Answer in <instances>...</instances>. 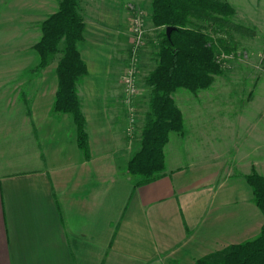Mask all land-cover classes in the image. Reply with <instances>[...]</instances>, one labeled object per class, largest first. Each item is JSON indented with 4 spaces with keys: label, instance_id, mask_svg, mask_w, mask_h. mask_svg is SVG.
<instances>
[{
    "label": "crops",
    "instance_id": "obj_1",
    "mask_svg": "<svg viewBox=\"0 0 264 264\" xmlns=\"http://www.w3.org/2000/svg\"><path fill=\"white\" fill-rule=\"evenodd\" d=\"M108 1L79 0L85 30L78 50L87 74L77 95L86 152L78 147L71 117L51 112L56 80L48 93L40 74L30 80L13 66L10 86H0L6 90L0 94V264H194L254 239L263 225L245 176L255 171L264 177V130L254 129L264 115L226 120L230 131L216 134V141L234 142L227 152L186 154L187 163L180 164L176 144L168 141L159 179L134 186L125 173L139 134L130 140L124 133L121 78L131 41L128 7L142 0H132L122 13ZM258 1L247 4L255 10ZM251 24L256 33L250 39H259ZM144 48L141 68L151 55ZM19 76L24 79L17 83ZM30 82L33 92L19 91ZM201 102L206 108L216 103ZM194 123L195 141L214 130L203 116ZM240 125L253 131L232 132Z\"/></svg>",
    "mask_w": 264,
    "mask_h": 264
},
{
    "label": "trees",
    "instance_id": "obj_2",
    "mask_svg": "<svg viewBox=\"0 0 264 264\" xmlns=\"http://www.w3.org/2000/svg\"><path fill=\"white\" fill-rule=\"evenodd\" d=\"M54 1L58 4L57 10L39 24L40 37L32 46L38 63L32 70L46 68L54 55L61 54L54 69L56 89L51 112L71 117L78 147L86 152L85 121L77 95V84L87 74L78 50L85 26L78 13L79 0ZM235 15V9L224 0H150L149 21L159 30L155 66L143 81L149 90L146 109L141 126L136 127L132 137L139 134L137 150L125 169L134 186L153 182L163 175L164 148L169 135L178 136L184 131L183 115L174 100L175 94L186 90L197 95L210 89L218 77H223L225 68L217 57L223 52L230 53L225 35L255 36L252 26L233 22ZM166 28H173L169 39ZM137 111L136 122H139ZM245 181L252 192L253 203L264 218V177L251 171ZM194 264H264V222L254 239L226 246L199 258Z\"/></svg>",
    "mask_w": 264,
    "mask_h": 264
},
{
    "label": "rangeland",
    "instance_id": "obj_3",
    "mask_svg": "<svg viewBox=\"0 0 264 264\" xmlns=\"http://www.w3.org/2000/svg\"><path fill=\"white\" fill-rule=\"evenodd\" d=\"M131 2L132 0H109L107 5L113 7L116 12L122 13ZM230 2L238 11L233 18V22L244 26H252L251 22L256 24L259 29L257 30L259 39L252 40L235 33H231L230 36L225 35L230 47L228 48L230 49L229 54L232 57L225 61L223 77H218L210 89L200 91L197 95H193L186 90L177 92L176 103L184 112L185 128L183 133L178 136L175 133H170L169 141L173 145L176 144V153L181 155L178 160L180 164L187 163L188 156L186 154L213 156L219 153L218 151L221 148L225 152L230 150L234 142L231 145V142L226 141V139L222 142L216 141V134L230 131L227 130L228 127L225 125L226 120H231L237 114L243 115V117H247L248 114L252 113L253 116L264 115V57H262L264 51V21L261 19L264 12V0L258 1L255 10L249 7L247 0H230ZM149 3L150 0H142L140 4H131L128 7L129 18L135 10L144 12L146 18L144 17L143 48L145 46L147 49L150 48L149 54H151L145 63L148 65L142 68L139 65L138 58V95L136 96L138 106L134 101L139 116V122H136L137 128L141 126L143 111L146 109L145 104L149 96V90L144 86L143 81L146 74L155 65L156 42L154 41L157 40L158 36V31L154 29L155 27L153 28L149 21ZM57 5L56 1L45 0H0V86L1 84L10 86L6 82L9 78L8 75L10 76L12 69L15 67L29 73L30 75H27L26 78L30 80L35 79L36 74H40L48 87V93L55 88L54 69L61 54L54 55L46 68L32 70L38 63L37 55L32 46L40 37L39 24L48 15L56 11ZM250 17H254L253 20ZM248 49L252 50L254 54ZM260 49L261 52H259ZM257 52L259 53L256 54ZM16 79L19 83L24 77L19 76ZM29 85H31V88L28 89V85H24L20 87L19 91L26 94L30 90L33 92L35 83L30 82ZM1 92L5 97L6 90L4 87L0 89V94ZM209 99L211 102L216 101L212 108H206L201 102ZM201 108L203 114L197 112V109L200 111ZM199 116H203L205 122H208L207 128L214 130L212 132V130L207 129L208 135L205 132L200 141H195L197 133L191 131L198 127L194 120ZM213 118L218 122V125H213L215 121L212 122L213 124L210 122ZM243 128L244 126H237V130L232 132L253 131L252 126H247L245 130ZM254 129L257 132L263 131L264 123L261 122L255 125Z\"/></svg>",
    "mask_w": 264,
    "mask_h": 264
},
{
    "label": "built area",
    "instance_id": "obj_4",
    "mask_svg": "<svg viewBox=\"0 0 264 264\" xmlns=\"http://www.w3.org/2000/svg\"><path fill=\"white\" fill-rule=\"evenodd\" d=\"M144 12L142 10H135L129 18V33L130 46L127 57V65L121 78V86L123 89V104L126 110V126L124 133L131 140L136 129V108L134 101L138 95V58L139 52L144 46L145 21ZM232 57L231 54L221 53L217 60L221 62V66L225 67V61ZM263 57V54H262Z\"/></svg>",
    "mask_w": 264,
    "mask_h": 264
},
{
    "label": "water",
    "instance_id": "obj_5",
    "mask_svg": "<svg viewBox=\"0 0 264 264\" xmlns=\"http://www.w3.org/2000/svg\"><path fill=\"white\" fill-rule=\"evenodd\" d=\"M173 28H166L165 32H166V36L167 38L169 39V35H170V32Z\"/></svg>",
    "mask_w": 264,
    "mask_h": 264
}]
</instances>
